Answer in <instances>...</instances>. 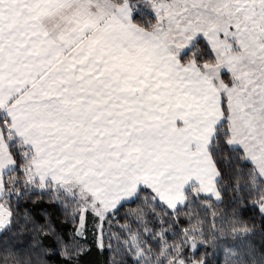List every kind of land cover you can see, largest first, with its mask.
<instances>
[{"label":"snow or ice","instance_id":"snow-or-ice-1","mask_svg":"<svg viewBox=\"0 0 264 264\" xmlns=\"http://www.w3.org/2000/svg\"><path fill=\"white\" fill-rule=\"evenodd\" d=\"M93 256L264 264V0H0V264Z\"/></svg>","mask_w":264,"mask_h":264},{"label":"trees","instance_id":"trees-1","mask_svg":"<svg viewBox=\"0 0 264 264\" xmlns=\"http://www.w3.org/2000/svg\"><path fill=\"white\" fill-rule=\"evenodd\" d=\"M253 215V213L249 210L248 211V216H252ZM94 261H95V257L93 256V257H87L86 259H85V264H94Z\"/></svg>","mask_w":264,"mask_h":264}]
</instances>
